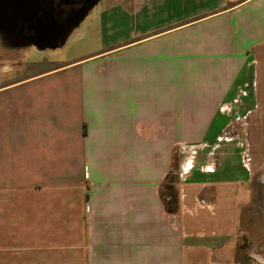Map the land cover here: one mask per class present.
<instances>
[{"label": "crops", "instance_id": "1", "mask_svg": "<svg viewBox=\"0 0 264 264\" xmlns=\"http://www.w3.org/2000/svg\"><path fill=\"white\" fill-rule=\"evenodd\" d=\"M33 4L0 0V264H264L234 254L242 178L196 169L172 210L162 194L175 148L217 138L221 98L264 59V0H127L145 30L24 75L37 44L7 11ZM195 75L224 76L203 105L178 95Z\"/></svg>", "mask_w": 264, "mask_h": 264}, {"label": "rangeland", "instance_id": "2", "mask_svg": "<svg viewBox=\"0 0 264 264\" xmlns=\"http://www.w3.org/2000/svg\"><path fill=\"white\" fill-rule=\"evenodd\" d=\"M128 14L127 0H96L85 14L73 17L68 23L70 29L62 32L56 47L28 44L22 63L19 60L21 74L32 75L59 63L108 50L129 39L134 32L146 29L144 20L135 23ZM102 15L111 23L103 27L96 24L94 20ZM251 61L253 66L248 69L249 73L239 75L234 90L220 100L224 104L219 114L225 115L226 120L220 126L217 138L184 143L175 148L166 178L168 185L163 187L162 194L169 196V205L174 208L180 195L178 184L196 169L221 170L216 173L220 180L242 178L245 197L238 224V233L242 235L236 245L233 243L234 254L241 260L248 254L255 260L264 261V59ZM223 77L192 76L196 85H204L179 91V98L197 99L203 105L212 94H217Z\"/></svg>", "mask_w": 264, "mask_h": 264}, {"label": "flooded vegetation", "instance_id": "3", "mask_svg": "<svg viewBox=\"0 0 264 264\" xmlns=\"http://www.w3.org/2000/svg\"><path fill=\"white\" fill-rule=\"evenodd\" d=\"M27 0H25L26 2ZM93 0H41V4L33 10H15L10 8L7 15L12 16L11 23L14 26L12 32L20 38L34 39L39 26L53 27L54 20L62 26L66 21L83 12ZM32 6V5H31ZM55 21V22H56Z\"/></svg>", "mask_w": 264, "mask_h": 264}, {"label": "water", "instance_id": "4", "mask_svg": "<svg viewBox=\"0 0 264 264\" xmlns=\"http://www.w3.org/2000/svg\"><path fill=\"white\" fill-rule=\"evenodd\" d=\"M84 12V11H83ZM80 12L78 15H82ZM54 20L53 27L47 25L39 26L36 31L37 36H35L36 44L40 47H56L58 45V40L62 34V26L58 21Z\"/></svg>", "mask_w": 264, "mask_h": 264}, {"label": "trees", "instance_id": "5", "mask_svg": "<svg viewBox=\"0 0 264 264\" xmlns=\"http://www.w3.org/2000/svg\"><path fill=\"white\" fill-rule=\"evenodd\" d=\"M166 178H167V177H166ZM166 181H167V179L164 181V186H165V187H167V185H168V184L166 183ZM169 209L172 210L173 208L170 207Z\"/></svg>", "mask_w": 264, "mask_h": 264}]
</instances>
